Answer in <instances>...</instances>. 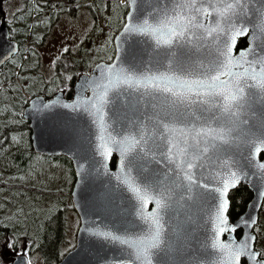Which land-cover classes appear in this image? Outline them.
<instances>
[{"label": "snow or ice", "instance_id": "6c2138e0", "mask_svg": "<svg viewBox=\"0 0 264 264\" xmlns=\"http://www.w3.org/2000/svg\"><path fill=\"white\" fill-rule=\"evenodd\" d=\"M260 2L249 16V0H126L131 11L124 33L152 43L145 40L144 47L130 48L116 58L118 63L101 68L98 78L82 82L81 91L91 88L92 96L60 105L92 117L102 154L110 155L116 146L127 159L122 182L141 209L155 204L152 213H138L148 225L143 235L129 234L125 225L123 235L93 233L126 246L127 259L122 256L118 264H153L152 250L164 232L162 213L173 208L169 193L175 189L182 190V199L187 194V199L211 202L210 247L217 255L210 264H240L242 256L249 264H264L253 251L255 236L245 233L237 242L231 235L241 225L252 228L255 218L242 216L237 224L228 219L229 191L264 149V42L255 43L257 33L264 34V0ZM242 36H249L248 47L234 55ZM242 114L247 118L241 119ZM249 119L251 125L242 128ZM241 145L249 149L240 154L244 164L233 159L234 148ZM161 160L172 167L148 168ZM256 167L264 171V163ZM133 169L142 183L131 175ZM225 233L227 241L221 239ZM8 246L12 248L11 241Z\"/></svg>", "mask_w": 264, "mask_h": 264}, {"label": "water", "instance_id": "95a60500", "mask_svg": "<svg viewBox=\"0 0 264 264\" xmlns=\"http://www.w3.org/2000/svg\"><path fill=\"white\" fill-rule=\"evenodd\" d=\"M145 6L150 7L149 4ZM260 7V0H249V16ZM130 11L128 7V13ZM128 13L124 25L128 22ZM212 19L214 18H210L205 23L211 22ZM247 26L251 35L252 25ZM123 29L124 26L113 40L114 59L111 62L101 61L94 66L91 74L80 76L72 99L66 98L63 92L57 93L50 100L37 96L30 100L24 110V118L30 123L31 140L35 153L47 157L68 158L75 173L71 196L80 226L76 235L75 248L59 264H118L122 256L127 259L129 250L126 246L93 235V233L112 231L123 235L124 229L121 226L125 225L129 234L143 235L148 225L140 219L138 213L143 210L144 214L148 215L155 210L153 202H149L141 209L140 203L122 182L125 179L128 165L127 159L121 155L117 147L111 146L110 155L102 154V150L98 147L97 128L92 123V117L82 109L73 110L71 107L60 106L62 104L73 105L78 98L92 96L91 88L81 91L82 82L90 83L98 78L101 68L114 62L118 63L116 58L123 57L130 48L144 47L142 42L145 40L152 43L148 37L128 35ZM241 40H246V47L239 48ZM248 41L249 36L238 38L233 54L238 55L241 49L247 48ZM262 42H264V34L257 33L255 43L259 45ZM19 51V43L11 40L10 32L3 24L0 28V70ZM43 104H50L52 107L45 109ZM245 118L247 117L242 114L241 119ZM252 122V119H249V125H242V128L246 129ZM237 143L239 144V141ZM248 151L249 149L243 145L234 148L236 154L233 155V159L244 164L245 161L240 154L247 155ZM114 159L115 164H113ZM257 163H264V149L253 159L251 165L243 168V172L248 175L229 191L228 199L230 202V194L241 185L248 187L252 192L253 198L245 213L240 217H254L256 224L250 229L241 225L231 235L237 242L245 237V233L255 236L253 251L258 253L257 261L264 262L256 249L258 237L255 234V228L260 222V213L264 205V171L256 167ZM170 167L172 166L163 160L159 164L152 162L148 165L149 169L157 168L164 171ZM131 175L136 177L137 182L142 183L141 177L137 176L136 169L132 170ZM172 175L174 173H170V176ZM205 175L208 173L206 172ZM166 183L170 184V181ZM151 191L153 195L156 194L155 189ZM169 194L173 208L169 212L162 213L164 232L160 246L152 250L153 264H210L217 255L210 247L214 235L210 220L211 202L202 204L195 199V196L187 199V194H184L185 198L182 199L181 189H175ZM240 217L231 221L228 211L229 224H237ZM237 232H241V235L238 236ZM221 239L227 241L229 234L225 233ZM27 261H30L27 255H19L13 259L12 264H26ZM240 264H249V262L246 257L242 256Z\"/></svg>", "mask_w": 264, "mask_h": 264}, {"label": "trees", "instance_id": "16d2710c", "mask_svg": "<svg viewBox=\"0 0 264 264\" xmlns=\"http://www.w3.org/2000/svg\"><path fill=\"white\" fill-rule=\"evenodd\" d=\"M38 2L41 5H38ZM75 4L82 6L92 4L96 27L100 23L106 22L107 24L106 15L111 17L112 21L109 20L108 24H117V33L124 26L128 13L126 0H28L20 9V15H22L20 29H14L16 24L9 23L12 39L20 44L21 53L0 71V251L4 243L9 244V241L12 242V249L15 250L26 243L28 246L26 255L31 258V254L38 250L44 264H59L66 256L62 254L64 246L62 244L68 232V216L65 206L70 203L71 209H74L71 194L75 183V173L68 158L47 157L35 153L32 146L30 123L23 114L30 100L37 96H44L50 100L57 93L63 92L66 98L72 99L79 77L92 73L93 68L89 69L90 64L87 62L91 56H86L87 51H85L81 59H74L68 66L67 56L63 57L57 64L56 73L58 74L50 80H46L44 75L38 72L24 76L22 72L25 61L24 51L30 42H34L37 46L43 45L54 30L57 16L66 12L68 8L74 12L78 9ZM57 12L60 13L57 14ZM43 17L48 18L41 21ZM112 39L114 40V36ZM246 46V40L239 42V48ZM104 50L102 48L99 51L102 57L106 55L103 53ZM106 51L113 56L104 61L111 62L115 56L112 41L108 44ZM38 60H40L39 54L35 56L37 67L39 66ZM36 70L38 68L33 71ZM66 74H72L70 79L64 78ZM16 141H18L17 144H15ZM35 157L45 160L42 169L44 167L49 169L45 177L38 179V185L32 184L35 172L30 174L31 171L28 170V165ZM115 161L114 159L113 164ZM12 165L18 167L17 172L11 170ZM28 172L29 174L25 175L27 178L23 179V175ZM68 181L70 188L67 192L68 188H65V184H68ZM55 183L59 184V189H57L58 186L52 188ZM48 184L51 188H48ZM252 198V192L243 185L230 194L229 217L231 221H235L245 213ZM24 201L32 205V216L33 212L36 215L37 206L41 208V206L50 205L46 208V212L49 210L48 215L43 219L30 218L26 224L21 217V209L15 205ZM19 221L22 226L21 233L25 227H28L25 233L20 234L18 231ZM32 228H37L34 235L28 232ZM237 235L240 236L241 232H237ZM35 242H38L37 250L34 246ZM258 252L264 259L263 251L258 250Z\"/></svg>", "mask_w": 264, "mask_h": 264}, {"label": "rangeland", "instance_id": "374dc122", "mask_svg": "<svg viewBox=\"0 0 264 264\" xmlns=\"http://www.w3.org/2000/svg\"><path fill=\"white\" fill-rule=\"evenodd\" d=\"M5 2H8L6 5V8L10 6H15L16 2L12 0H6ZM75 6L78 8L74 12L69 10L71 8H68V10L62 14H59L57 16L56 24L53 27L54 30L52 34L47 38L45 43L40 46H37L34 42H30L27 45L26 50L24 51L25 54V61H24V67H23V74L25 75H31V74H36L37 72L39 74H43L46 80H50L53 77H55L58 73H56V68L57 64L60 60H62L63 57L67 56V61L66 64L67 66L72 64L74 59H81L84 55V52L87 51L86 56H91L90 59H88L87 64H90V68H94V66L104 60H109L112 58V54L108 51H106V48L111 41L113 42V36L115 38L118 25H112L108 24L109 20L112 21L111 17H108V15L105 16V21H108L107 24L106 22L100 23L96 27V22L94 19V12H93V7L92 4L89 5H84L82 6L81 4H75ZM3 8H5V5H3ZM10 10L13 9V7L9 8ZM44 18L48 17H43L41 18V21L44 20ZM99 18H101L99 16ZM103 20V19H100ZM117 22V21H116ZM115 22V23H116ZM101 27V28H100ZM103 29V30H101ZM64 48H68V51L65 52L63 51ZM104 48V52L106 55L105 57H102L103 55H100L99 51ZM86 53V52H85ZM40 57L39 61V66L37 67L35 64V56ZM108 54V55H107ZM35 68H38L35 72L33 71ZM84 74V73H82ZM72 74H66L64 78H69L71 77ZM18 141L15 142L17 144ZM45 164V160L41 158L35 157L31 164L28 165V170L30 174H33V176L38 177L35 178L33 177L32 179L34 180L32 184L38 185L39 183V178L45 177L46 174L48 173V168L44 167L43 169L41 168ZM60 165V164H59ZM11 170L13 172L18 171V167L12 165ZM25 173L23 175V179L27 178L25 176ZM40 174V175H38ZM63 175V174H62ZM59 184L56 185L53 184L52 188L57 187ZM65 188H68L67 192L69 191V181L68 184H65ZM48 188H51V185L48 184ZM60 187L58 186L57 189ZM66 192V194H67ZM23 201V200H21ZM18 208L21 209L20 214H22V218L26 221V224L28 221H30V218H45L49 210L46 212V208L49 207L50 205H44L39 208L37 206V213L35 215V212H33V216L31 215L32 213V205L24 202H18L15 204ZM36 210V209H35ZM65 211L68 216L67 220V230L68 232L66 233V236L63 241V255L67 254L70 250H72L75 247L76 244V235L80 226V220L77 215V213L74 211V209H71L70 203H67V206H65ZM52 216V214H51ZM50 216V217H51ZM20 224V229L18 231L20 234L25 233L28 230V227H25L22 230L21 233V223ZM37 228H32L30 232L31 234H36ZM255 234L258 237V242L256 245V249L262 250L263 251V257H264V205L263 209L260 213V222L255 228ZM24 242V241H22ZM36 250L38 249V242H35ZM13 248V245H12ZM9 248L8 244H5L2 246L1 251H0V264H12L13 259L19 255H26L28 253V246L26 243H23L22 245L18 246V250ZM35 250V251H36ZM30 264H44L42 260L41 253L37 250V252H34L31 254L30 258Z\"/></svg>", "mask_w": 264, "mask_h": 264}, {"label": "flooded vegetation", "instance_id": "af4514ba", "mask_svg": "<svg viewBox=\"0 0 264 264\" xmlns=\"http://www.w3.org/2000/svg\"><path fill=\"white\" fill-rule=\"evenodd\" d=\"M5 1L6 0H0V28L2 27L3 24H5L7 26V28H8V30H9V32H10L11 40L16 41V40L12 39L11 27H10L9 23H12L13 25L16 24V27L14 29H16V30L20 29V22L22 20V15H20L21 14V10L20 9L22 8V6H24V2H26L28 0H12V3H13V1H15L16 5L15 6H10V7H8V9L6 8V5H7L8 2H5ZM37 4L41 5V3H39V2ZM3 5H5V8H3ZM11 7H13L12 10L9 9ZM20 53H21V46H20L19 53L16 56H14L13 58L17 57ZM12 59H10L9 61H11ZM7 63L3 66V68L7 65ZM260 256H261V254H260ZM261 258H262V256H261Z\"/></svg>", "mask_w": 264, "mask_h": 264}]
</instances>
